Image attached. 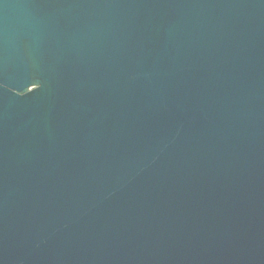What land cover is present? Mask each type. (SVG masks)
I'll list each match as a JSON object with an SVG mask.
<instances>
[{
	"label": "water",
	"instance_id": "water-1",
	"mask_svg": "<svg viewBox=\"0 0 264 264\" xmlns=\"http://www.w3.org/2000/svg\"><path fill=\"white\" fill-rule=\"evenodd\" d=\"M0 264H264V0H0Z\"/></svg>",
	"mask_w": 264,
	"mask_h": 264
}]
</instances>
